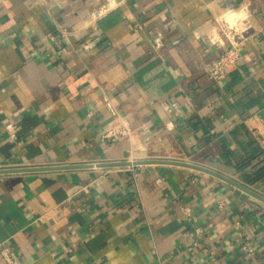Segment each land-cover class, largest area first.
<instances>
[{"label":"crops","instance_id":"0c3cea01","mask_svg":"<svg viewBox=\"0 0 264 264\" xmlns=\"http://www.w3.org/2000/svg\"><path fill=\"white\" fill-rule=\"evenodd\" d=\"M106 3L0 0V170L38 169L0 174V245L18 264H264V201L172 164L264 199V0ZM126 161L161 163L99 166Z\"/></svg>","mask_w":264,"mask_h":264},{"label":"built area","instance_id":"2783aa9c","mask_svg":"<svg viewBox=\"0 0 264 264\" xmlns=\"http://www.w3.org/2000/svg\"><path fill=\"white\" fill-rule=\"evenodd\" d=\"M118 1V0H116ZM125 1V0H119ZM115 4V0H107L105 6H102L98 16L103 15L107 12ZM239 21L241 25L236 26L235 28H231L232 35L229 40V47L220 55L218 59L207 66L208 75L215 81L223 80L227 71L230 67L236 65L241 59L242 56L240 54V48L242 47L245 37L243 31L247 27L246 17H240ZM61 33L64 36H67L66 30L62 29ZM163 45V41L160 38H157L154 41V46L156 48H160ZM263 128H264V120H263ZM130 133V128L127 121H121L120 128H112L108 132L105 133L104 138L115 140L121 136H128ZM249 255V253H248ZM0 264H18L11 249L6 244L0 245Z\"/></svg>","mask_w":264,"mask_h":264},{"label":"water","instance_id":"95a60500","mask_svg":"<svg viewBox=\"0 0 264 264\" xmlns=\"http://www.w3.org/2000/svg\"><path fill=\"white\" fill-rule=\"evenodd\" d=\"M156 163H161V162H158V161H126V162H119V163H107V164H103V165H99V166H102V167H124V166H139V165H149V164H156ZM172 164H177V165H182L184 167H187V168H191V169H194V170H197V171H201L203 173H206V174H209L211 176H214V177H217L219 179H221L222 181L232 185L233 187L241 190V191H244L245 193H248L262 201H264L263 198L259 197L257 194L251 192L249 189H247L246 187L222 176V175H219L213 171H210L208 169H205V168H202V167H197V166H193V165H188V164H182V163H172ZM87 166H93V165H83L81 167H87ZM34 170H38V169H6V170H0V174H6V173H17V172H30V171H34Z\"/></svg>","mask_w":264,"mask_h":264}]
</instances>
